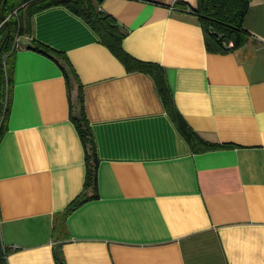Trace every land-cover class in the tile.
<instances>
[{
	"label": "crops",
	"instance_id": "crops-1",
	"mask_svg": "<svg viewBox=\"0 0 264 264\" xmlns=\"http://www.w3.org/2000/svg\"><path fill=\"white\" fill-rule=\"evenodd\" d=\"M95 4L126 53L164 70L188 127L217 146L198 151L153 75L129 69L83 18L37 11L10 59L0 257L57 264L62 245L67 264H264V0H250L245 44L225 52L208 50L198 0ZM81 89L97 197L74 120Z\"/></svg>",
	"mask_w": 264,
	"mask_h": 264
},
{
	"label": "trees",
	"instance_id": "trees-1",
	"mask_svg": "<svg viewBox=\"0 0 264 264\" xmlns=\"http://www.w3.org/2000/svg\"><path fill=\"white\" fill-rule=\"evenodd\" d=\"M94 1L97 3L101 0H21L17 4L12 3V0H0V24L8 17L0 27V113L4 112L3 124L0 127V139L10 104V93L5 100L6 76H4L3 72L1 55L11 49L12 40L16 35H24L31 32V18L34 13L51 6H64L83 18L98 33L102 42L110 46L129 69H139L153 75L156 80L158 91L162 96L169 114L188 141L196 143L198 151L215 148L217 144L207 142L196 135L188 127L183 117L176 109L172 91L164 70L157 64L137 60L126 53L122 46L124 33L121 31L114 17L99 9ZM249 3L250 0H198V6L194 11L198 14L204 29L208 50L225 52L236 50L245 44L249 33L244 27V18ZM25 9L27 10L26 12L24 11ZM15 10L16 13H14ZM14 51L15 50L12 48L11 53L7 56V62H9V64ZM7 77L11 81L10 67L7 69ZM66 78L70 89L71 80L67 73ZM79 98L81 107L79 114L74 117V120L78 125L80 136L86 147L87 174L85 183L86 186L92 185L94 187L95 196L97 197V169L99 159L92 131L86 117L82 89ZM88 198L89 197L83 192L69 205L67 212L77 208ZM54 253L57 264H67L62 251V245H58ZM2 255L1 253L0 264H5Z\"/></svg>",
	"mask_w": 264,
	"mask_h": 264
},
{
	"label": "rangeland",
	"instance_id": "rangeland-1",
	"mask_svg": "<svg viewBox=\"0 0 264 264\" xmlns=\"http://www.w3.org/2000/svg\"><path fill=\"white\" fill-rule=\"evenodd\" d=\"M20 1L21 0H14V1L12 0V3H16L17 4ZM24 11L26 12L27 10L25 9ZM14 13H16V10L14 11ZM25 19H27V18H25ZM13 44H14V38L12 40L11 49L8 52H5V53H3L1 55V62H2V66H3V72H4V76H6L5 77V80H6V93H5L6 98H5V100L7 99L8 94L10 93L9 92L10 91L9 81L10 80L7 77V69H8V67H10V64H9V62H7V56L11 53L12 48H13ZM3 114H4V112L0 113V127L3 124ZM4 125H3V129H4Z\"/></svg>",
	"mask_w": 264,
	"mask_h": 264
},
{
	"label": "built area",
	"instance_id": "built-area-1",
	"mask_svg": "<svg viewBox=\"0 0 264 264\" xmlns=\"http://www.w3.org/2000/svg\"><path fill=\"white\" fill-rule=\"evenodd\" d=\"M7 19H8V17L5 18V19L2 21V23L0 24V27H1V25H2ZM20 37H21L20 35H16V36H15V38H14V44H13V50H17V49H20V48L24 47V46L22 45V43H21V38H20Z\"/></svg>",
	"mask_w": 264,
	"mask_h": 264
}]
</instances>
